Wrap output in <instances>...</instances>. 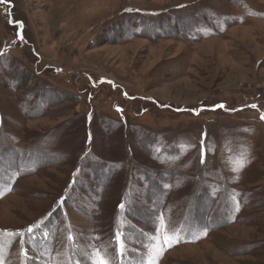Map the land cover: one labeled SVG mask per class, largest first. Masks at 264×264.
<instances>
[{
    "label": "rangeland",
    "instance_id": "374dc122",
    "mask_svg": "<svg viewBox=\"0 0 264 264\" xmlns=\"http://www.w3.org/2000/svg\"><path fill=\"white\" fill-rule=\"evenodd\" d=\"M262 115L264 0L0 2V264H264Z\"/></svg>",
    "mask_w": 264,
    "mask_h": 264
},
{
    "label": "snow or ice",
    "instance_id": "6c2138e0",
    "mask_svg": "<svg viewBox=\"0 0 264 264\" xmlns=\"http://www.w3.org/2000/svg\"><path fill=\"white\" fill-rule=\"evenodd\" d=\"M0 2H4V0H0ZM21 27L23 25L21 24ZM20 39L23 40V36H20ZM219 107H224L220 105ZM251 107H256L252 105ZM261 119H264V115L261 116ZM244 162L240 161L238 164L237 171L244 167ZM123 207V205H121ZM163 234L162 237L156 240L154 248L151 251L155 254L154 258H150L149 264H158L159 257H162L164 251L167 248H171L174 244L178 243L180 240L179 235L176 233L175 229H169L166 224L161 225ZM29 232L32 231L31 228L28 229ZM3 235V233H0ZM8 235H13L12 233H8ZM71 240L72 237H69ZM117 246H118V255L120 257V264H123V258L127 256V247L125 242L120 238V234H117ZM88 259L91 261V264H112V260L109 258L108 253L101 252V250L93 248L92 252L88 254ZM77 264H80L78 261ZM143 264V262H141Z\"/></svg>",
    "mask_w": 264,
    "mask_h": 264
},
{
    "label": "crops",
    "instance_id": "0c3cea01",
    "mask_svg": "<svg viewBox=\"0 0 264 264\" xmlns=\"http://www.w3.org/2000/svg\"><path fill=\"white\" fill-rule=\"evenodd\" d=\"M53 52L57 53L58 51L57 50H54ZM53 52H50V53L52 54ZM58 53H60V52H58ZM61 59H62V56H61Z\"/></svg>",
    "mask_w": 264,
    "mask_h": 264
}]
</instances>
